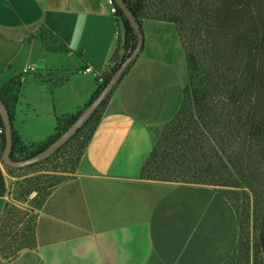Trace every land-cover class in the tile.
<instances>
[{"label":"crops","instance_id":"obj_1","mask_svg":"<svg viewBox=\"0 0 264 264\" xmlns=\"http://www.w3.org/2000/svg\"><path fill=\"white\" fill-rule=\"evenodd\" d=\"M107 8L105 0H0L1 42L9 47L0 46V79L16 71L12 50L30 27L42 25L61 43L38 61L27 59L51 75L23 76L10 108L14 139L40 144L55 133L59 117L88 105L96 75L108 73L118 51V20ZM86 66L91 71L82 73ZM181 98L182 79L171 63L155 54L132 62L99 107L77 172L51 188L37 209L38 264H222L229 258L239 225L217 189L140 175L154 130ZM8 184L0 156V216Z\"/></svg>","mask_w":264,"mask_h":264},{"label":"rangeland","instance_id":"obj_2","mask_svg":"<svg viewBox=\"0 0 264 264\" xmlns=\"http://www.w3.org/2000/svg\"><path fill=\"white\" fill-rule=\"evenodd\" d=\"M130 2L133 3V0ZM226 2L227 0H144V7L137 12V21L143 33L139 55H158L178 70L182 88H188L187 103L195 119V123L190 122L183 133L193 132L195 129L202 131L208 140L200 153L210 155L209 158L213 155L210 139L216 126L212 121L233 119L245 109L249 98V83H252L244 70L241 54L235 55L232 49L231 30L225 20ZM117 25L118 51L113 62L120 60L121 63L132 52L137 39L124 17H120ZM2 39L5 37L0 32V42ZM1 44L2 42V49L7 47ZM60 47L58 39L42 25L30 27L25 32L18 48L13 47L12 50V53L17 50L12 65L16 71L9 78L0 79V99L5 100L9 108H12L14 98L18 95L23 76L45 80L51 75V72L40 67L22 73L20 69L26 66L27 59L38 61V57L45 51H55ZM238 88L240 92H237ZM180 104L172 117L154 130L155 154L142 171V177L186 179L183 176L184 168L179 165L178 160L176 162L175 157H169L178 149L171 138L178 135V145L182 142L183 136L179 134L182 126L175 122V116L182 110L179 109ZM98 107L64 144L44 159L22 167L7 166L8 198L0 216V264H38L33 254V225L37 209L51 188L77 172L88 136L100 116ZM182 115L186 117L185 121H189L187 111ZM9 116L11 119L10 112ZM73 120L74 116L59 117L55 133L37 145L14 139L13 132L10 157L19 160L40 152L60 136ZM0 144L2 152L3 139H0ZM194 155L197 157L196 152ZM239 156L237 163L241 161L243 167L245 148H240ZM239 166L240 164L236 167ZM249 176L254 184L253 188H248L245 177L236 172L230 173L231 187L210 184L229 201L241 225L239 242L222 264H264V241L263 238L261 240V235H264L261 233L264 227V174L259 171L255 176L254 173ZM215 183L220 182L217 180Z\"/></svg>","mask_w":264,"mask_h":264},{"label":"trees","instance_id":"obj_3","mask_svg":"<svg viewBox=\"0 0 264 264\" xmlns=\"http://www.w3.org/2000/svg\"><path fill=\"white\" fill-rule=\"evenodd\" d=\"M125 2L137 19V12L144 7V0H133V3H131L130 0H125ZM226 3L227 16L225 20L231 30V36L233 39L231 43L233 45L232 49L235 55L237 53L241 54L243 58L244 70H246V73L248 75L247 77L252 80V83H249V98L246 103V108L243 109L233 119H227L226 121H220L216 119L212 121V124L215 123L216 126L214 127V130H212L213 135L210 139L213 147L211 145L210 148L209 144V148L213 152V155L211 158H209L210 155L204 156L200 153L206 145V141L208 140V138H206L205 134L202 131H198L195 129L193 130V132L183 133V130L189 127L188 124L190 122L195 123L192 112L188 107L189 103H187L189 100L188 88L187 86H184L182 88V100L179 107V109L182 110L179 114H175L176 118L174 117L177 125L182 126L179 132V134H182L181 136H183L181 137L182 142L178 145V135H174L173 138H171L172 143L176 144L178 146V149L169 157H175L176 162L178 160L179 165L184 168L183 176L186 177V179L169 180L162 177L147 176L143 178L231 187L232 181H230V173L236 172L240 174V176L245 177L244 180L248 188H253L254 184L251 182V177L249 176V174L254 173L255 176L256 172L259 171L264 174V0H227ZM121 16L124 17L123 13L118 8L117 14L115 16L118 18V22H120ZM132 62L126 67L123 75L125 74L128 67L132 64ZM119 63L120 60L118 62H115L110 67L108 73L104 75L103 83L98 84L90 101L104 87L111 74L118 67ZM237 90V92H240L239 88ZM15 100L16 97L14 98V101ZM2 101L9 110L12 118L11 110L8 104L4 102L5 100ZM101 105L102 103L99 105V107ZM186 111L190 115V118L188 117L189 121H185L186 117L182 115V113ZM78 115L79 114L73 115L74 120ZM219 125H222V128H219ZM232 131H235V136ZM0 139L4 140V135H2ZM240 148H245L246 150V156L242 158L244 159L245 163L243 167L241 166V161L240 163H237L238 158H240ZM195 152L197 154V157L194 155ZM154 154L155 145H153L152 150L150 151L146 161L142 166L140 174L141 176L142 171L150 160V157L154 156ZM198 156L201 157L199 158ZM238 164H240V166L236 167ZM221 170H223V173ZM257 178L258 177H254V179ZM217 180L220 182L219 184L215 183V181ZM48 192L46 193V195L48 194ZM238 225L240 233L241 225L239 220ZM261 233H264V227H262ZM262 236L264 235H261V240L263 238L262 241H264V237ZM237 242H239V237Z\"/></svg>","mask_w":264,"mask_h":264},{"label":"water","instance_id":"obj_4","mask_svg":"<svg viewBox=\"0 0 264 264\" xmlns=\"http://www.w3.org/2000/svg\"><path fill=\"white\" fill-rule=\"evenodd\" d=\"M118 8L123 13L125 19L130 23L133 28L137 42L132 50V52L119 64L116 70L111 74L109 80L104 85V87L100 90V92L88 103L85 109L75 118V120L68 126V128L56 139H54L48 146H46L40 152L24 158L15 160L10 157V153L12 151L13 146V131H12V122L9 116L8 109L6 108L3 101L0 99V118L2 120L4 126V147L1 152V159L3 163L8 167H22L29 165L31 163L38 162L49 154L58 149L62 144H64L76 131L77 129L89 118V116L93 113V111L103 102L106 96L110 93V91L114 88L117 82L121 79L126 67L134 61L141 49L143 44V33L141 27L128 8L125 0H114Z\"/></svg>","mask_w":264,"mask_h":264},{"label":"built area","instance_id":"obj_5","mask_svg":"<svg viewBox=\"0 0 264 264\" xmlns=\"http://www.w3.org/2000/svg\"><path fill=\"white\" fill-rule=\"evenodd\" d=\"M105 2H106V5L108 7L107 8L108 13L113 15V16H116L117 11H118V6L116 5L115 1L114 0H105ZM34 70H36V68L34 66L26 65V66L22 67L21 72L22 73H28V72H31ZM90 71H91V68L88 66L84 67L81 70L82 73H88ZM95 78H96V81L98 82V84H101L104 81V75L103 74L96 75ZM2 135H4V126H3L2 120L0 118V138L2 137Z\"/></svg>","mask_w":264,"mask_h":264}]
</instances>
